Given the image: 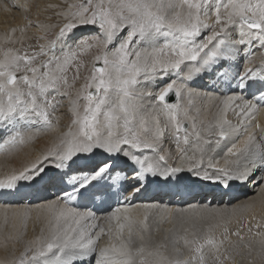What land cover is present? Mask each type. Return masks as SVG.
<instances>
[{"label":"snow or ice","instance_id":"snow-or-ice-1","mask_svg":"<svg viewBox=\"0 0 264 264\" xmlns=\"http://www.w3.org/2000/svg\"><path fill=\"white\" fill-rule=\"evenodd\" d=\"M57 15L63 23L55 26L58 31L47 44L38 45V51H30L32 45L23 46L28 29L47 34L53 25L32 20L11 30L20 32L19 41L4 37L5 43H20V48L0 51V150L23 145L40 131L51 130L52 116L62 103L59 97L69 98L73 117L72 128L57 142L0 179V196L19 194L22 182L28 187L44 182L47 193L38 205L46 234L42 228L11 264H149L145 249L132 247V238L143 239L153 209L168 210L144 203L139 205L145 209L143 219H137L130 211L137 205L131 202L151 183L179 179L178 174L185 171L219 184L225 195L234 186L251 185L264 191V135L258 138L248 132L250 123H245L264 101V78L258 81L260 95L255 102L229 95L214 121L202 122L200 127L188 109L181 114L180 105L184 95L191 104L190 84L203 74L215 73L216 84L231 87L228 68L237 59H248L253 43L264 48V0H82ZM207 29L211 34L204 37ZM88 56L91 59L85 61ZM81 69L88 74L82 77ZM81 78L73 99L71 89ZM236 78L241 81L238 88L257 84V73L251 69ZM173 95L175 103L168 99ZM230 108L239 117L236 126L227 118ZM160 115L167 118L163 124ZM241 134L246 138L227 148L226 157L235 159L225 158L223 166L214 162L211 153L221 142L230 136L239 139ZM166 135L175 143L179 163H170L172 156L163 151ZM118 163L123 165L119 171ZM125 169L130 174L121 176ZM97 196L104 197L101 206L110 207L113 197L122 205L105 217L107 230L88 207L95 205ZM187 212L176 209L169 215ZM27 215L18 212L13 218ZM13 229L6 243L21 239L15 224ZM224 231L226 240L228 229ZM234 234L243 239L239 231ZM104 235L112 242L98 248ZM256 235L264 237V233ZM179 240L191 253L188 258L180 257L173 239L175 255L159 249L149 252L148 256L156 257L152 264H207L206 247L215 250L216 264H222L224 240L217 244L212 236L201 238L195 232L191 239L185 235ZM260 243L264 248V239Z\"/></svg>","mask_w":264,"mask_h":264},{"label":"bare ground","instance_id":"bare-ground-1","mask_svg":"<svg viewBox=\"0 0 264 264\" xmlns=\"http://www.w3.org/2000/svg\"><path fill=\"white\" fill-rule=\"evenodd\" d=\"M73 1L74 0H71L70 2H67L66 0H47L45 3H43L40 2V0H0V51L7 48H20L22 46L20 43H5L4 37L11 36L13 39L19 41L21 38L20 32L17 31L15 34H13L11 30L13 28H20L24 26L26 20H32L33 22L42 21L45 24L53 25L47 34L38 31L36 28L28 29L24 38L23 46L27 47L28 45H32L33 48L30 49V51L34 48V50L38 51V45L47 44L48 40L52 39L55 36V33L58 31V28L55 26L63 23V18L57 15V13L61 10L67 9L69 4H74ZM48 5H56L57 7H47ZM209 30L210 29L205 30L203 36ZM39 37H43V39H38ZM255 45L257 46L259 44L253 43L252 48H254ZM43 58L44 57H41L40 59ZM84 59L90 60L91 57L88 56ZM257 61L260 62L259 59H256L252 61V64L255 66ZM252 64H247L246 68H251L253 66ZM228 71L231 87L222 84H216L217 74L215 73L203 74L202 76L196 78L190 84L193 92V95L191 96V104H189V97L187 95H184L180 100L181 114L183 113L184 109H188L189 115L196 117L197 126L200 127L202 122L203 124H207L210 121H214L218 112L223 108V101L227 96H243L242 88L237 87V84H239L236 81L237 79L233 80V76L237 74L235 63H233L230 68H228ZM71 74L72 73L70 72V77ZM87 74L88 73L86 69H81L82 77ZM80 81L83 82V79L81 78ZM213 84H216L215 88L212 87ZM75 96L76 94H72L73 99H75ZM169 102L175 103L173 102L172 98H169ZM81 103H83V101H81ZM237 103H239V101ZM260 105L261 107L255 113L254 118L250 122L245 121L246 124L250 123L248 132H255L258 138L261 135H264V132H262V129H264V104ZM56 114V116H52L54 126L51 130L40 131L31 141H28L23 145H17L14 148H4L3 150H0V179H4L15 170H20L30 161L39 156L42 152L51 147L53 143L57 142L58 137L61 134L57 129L54 130L55 127H60L62 123L64 124L65 122H68L72 128L73 117L69 102L61 103V106L59 107ZM159 118L162 124L167 119L164 115H160ZM227 118L231 121L233 126H236L239 122V117L231 108L227 112ZM186 123L190 125L191 121H186ZM257 124L259 127H256ZM62 126L64 127V125ZM65 128L66 127H64V129ZM245 138L246 134H241L239 139H237L235 136H230L229 139L222 141L220 148L211 153L213 161L215 162L218 160L220 165L223 166L225 158L235 159V157L231 156L226 157L227 148L231 147L232 143H239ZM213 139H215V137H213ZM163 151L169 153L172 156V160L169 161L170 163L180 162L178 159L179 153L177 152L175 143L172 141L170 136L166 135L165 137L163 142ZM146 154L152 155L150 152ZM189 154H191V151ZM127 171H129V174L130 169H127ZM178 176L184 180H188L189 178L188 181H191L194 187L195 183L200 182V185L196 187V190L204 191L205 189L202 188L203 186L207 187L206 190H222V187L219 184L213 181H204L202 179H198L186 171L178 174ZM41 184L44 185V182H39L38 184L34 185L38 186V188L36 187V189L32 190L31 188L34 186L28 187L26 184H24V182H22L19 194L6 195L7 199L0 200V264H11L13 260L18 259L24 252L26 243L40 236L42 228L45 230L46 234L47 227L44 214L38 207L40 203H43L38 201V199L47 195L43 188L42 190L39 189ZM239 187L241 188V192H244L243 195L233 198L228 204L226 202L227 195H224L220 199L215 197L217 192H211L210 194L204 192L206 194H199L193 201L183 207L168 206L163 205V203H156L165 206L168 211H165V208L153 209L151 211L148 220V231L143 232L142 234H151V236L155 238V241L151 242L149 239L148 242L145 241L144 243H155L157 245H163L165 248H170L167 246H173L172 241L173 239H176V247L180 248L184 247L183 242L179 240V238L182 236L187 235L188 238L191 239L193 232H195L198 236L203 238L206 237L209 232H211L210 230H212V225H218V228L220 225L222 226L223 221H233L241 215L249 214L252 217H255L257 215L264 214V191L260 189H253L251 185ZM23 194L24 196L27 194L30 195V197L25 199L23 202L30 203L35 201V203L27 206L24 204V207H22L21 204L19 205L21 207H16L14 203L20 202H17V200H20ZM131 203L137 205V207H133L130 210L132 216L137 219H143L145 209L139 205L155 202L151 200H141L137 196ZM193 204L197 205L198 207L191 208L190 205ZM205 204L209 205L210 207H202V205ZM104 207L107 208L108 206L104 205ZM176 209H188V212L183 216L179 214L169 215V211H174ZM18 212H27L28 215L26 217H16L14 219L13 214ZM110 212L111 211H107L102 212L99 215L96 214L98 217L97 223L100 225V227L105 228V230H107L109 227L105 217ZM193 213H195V215H191ZM5 216L8 218L7 223L1 225V223L5 221ZM161 217L164 218L161 219ZM201 217H203V219H201ZM176 222L184 228L183 231H177ZM13 224L19 228L21 239L18 242L8 241L6 243L5 237L14 233ZM173 225H175L174 228H176V231L170 229ZM186 228L191 229L192 232H185ZM24 236H27V238L24 239ZM127 236V229H125L124 238L127 239ZM139 240H142L139 236H133L132 242H134V244L132 243V247L134 249L143 245V242L140 243ZM111 242L112 241L110 238L107 235H104L99 240L98 248L105 247Z\"/></svg>","mask_w":264,"mask_h":264},{"label":"rangeland","instance_id":"rangeland-1","mask_svg":"<svg viewBox=\"0 0 264 264\" xmlns=\"http://www.w3.org/2000/svg\"><path fill=\"white\" fill-rule=\"evenodd\" d=\"M46 1L47 0H40V2H43V3H45ZM66 1L70 2L71 0H66ZM80 2H82V0H74L73 1V3H80ZM210 34H211V29L207 33L204 34V37H206L207 35H210ZM85 61H88V60H85ZM89 67H90V65H89ZM82 83L83 82L78 80L75 88L71 89V93L76 94V89H78ZM59 99L62 101V103L69 102L68 97L62 96ZM56 115L57 114L55 112L53 114V116H56ZM62 125H64V127H66V128L64 129V127ZM62 125L60 127L54 128V130L57 129L58 131H60L59 133L61 135L65 132H67L71 128L70 124L68 122H65L64 124L62 123ZM36 187L38 188V186H34L31 189L32 190L36 189ZM27 195L24 196V194H23L21 196L22 198L20 197L21 199L17 200V202L18 201H20V202L14 203V205L16 207H21V206L24 207L25 205L27 206V205L34 204L35 201L30 202V203L23 202L25 199H28L30 197L29 194H27ZM38 201L44 202V200L42 198H39ZM19 205H21V206H19ZM9 206H10V204H9ZM2 224L4 225L5 221L3 223H1V225ZM257 225H259V227H257ZM176 226H177V231L178 230L179 231L184 230V228L180 224H178L177 222H176ZM174 227H175V225H173L170 229H172L173 231H176V228H174ZM219 227L218 228L217 227L212 228V230H210L211 232L208 231L209 233L207 234V236L208 235L212 236L215 239V241L217 242V244H219V242L221 240H224V237H225L224 229H225V227L228 229L227 239L224 240L223 245L220 247V260L222 261V264H229V263H231V264H264V248L261 247V243H260V241L262 239H264V237L256 235L257 232L264 233V214L257 215L255 217H252L249 214L248 215H241L238 218H236V220L223 221L222 226L220 225ZM186 229L188 230L187 233L189 231L192 232L191 229H189V228H186ZM249 229H251V231H249ZM237 231L240 232V236L243 237V239H241L240 237H238L234 234ZM141 235L143 236V239L139 240V241H140V243L143 242V245L141 247H143L145 249L144 257H145V259L148 260L149 264H152V262L156 259V257L148 256V253L154 252L157 249H159L165 255H168V256L175 255L172 251L173 246H167L170 248H165L163 245H157L155 243H153V244L152 243H144L145 241L148 242L149 239L151 242H154L155 238L153 236H151V234H141ZM26 238H27V236H24V239H26ZM201 242H203V240H201ZM132 243L134 244V242H132ZM184 247H180L178 249H179L180 257L186 259L191 255V253L189 252V250L186 246H184ZM205 256L207 259V264H216V260H215L216 253H215L214 249H210V248L206 247ZM225 256H227L229 258L225 259L224 258Z\"/></svg>","mask_w":264,"mask_h":264}]
</instances>
